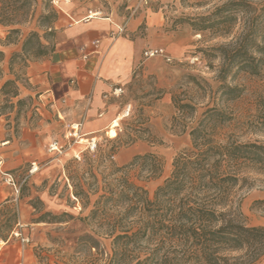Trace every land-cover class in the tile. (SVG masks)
Here are the masks:
<instances>
[{
  "label": "rangeland",
  "instance_id": "374dc122",
  "mask_svg": "<svg viewBox=\"0 0 264 264\" xmlns=\"http://www.w3.org/2000/svg\"><path fill=\"white\" fill-rule=\"evenodd\" d=\"M70 2L71 9L64 11L75 20L91 12L98 14L95 18L112 12L127 16L129 8L136 4V0ZM59 8L57 0H34L21 23L0 25V44L5 42L8 30L19 31L11 37L12 43L0 46L1 51L6 47L13 50L7 51L8 60L5 62L4 55L0 63V119L4 120L0 123V140L10 141L5 147L0 142V264H106L105 257L95 250L89 252L80 240L92 234L81 220L102 194L101 188L104 184L114 185L117 178L124 176L152 198L155 189L170 175L173 159L189 149V129L206 109L216 108L229 119L215 130V141L264 145V0L153 3L152 11H161L162 25L152 31L149 44L141 51L161 48L170 61L159 57L144 60L140 55L125 91L108 117H121L115 139L107 137L109 128L89 140L82 127L78 137H66L70 126L78 123L68 124L47 106L30 104L27 97L12 103V93L18 96L22 88L29 87L25 69L37 61L23 64L18 57L22 42L35 32L46 45L48 25L54 36L46 39L57 42L65 26V15ZM143 32L141 27L136 34ZM227 45H231L229 56L248 64L245 68H224V84L239 90L236 99L224 95L217 79L223 66L217 48ZM240 45L244 49L237 53ZM16 47L18 51H14ZM14 54L17 57L13 58ZM8 80L14 85L2 92ZM174 104H189L194 112H178ZM24 132L25 139L18 140ZM91 140L96 145L93 151L86 149ZM53 142H57L58 149L49 151ZM3 153L8 155L6 161L11 168H5ZM149 154L161 165L152 179L145 170L124 169L134 157ZM6 175L12 183H8ZM245 176L247 183L234 190L235 201L240 203L248 226H261L264 209L254 202L264 200V174L249 169ZM93 228L97 229L95 225ZM96 240L99 249L109 248V240ZM254 264H264V256Z\"/></svg>",
  "mask_w": 264,
  "mask_h": 264
},
{
  "label": "trees",
  "instance_id": "16d2710c",
  "mask_svg": "<svg viewBox=\"0 0 264 264\" xmlns=\"http://www.w3.org/2000/svg\"><path fill=\"white\" fill-rule=\"evenodd\" d=\"M34 0H0V25L12 27L27 16ZM51 24V23H50ZM44 34L46 45L35 32L29 33L21 45V57L26 66L30 60L48 57L56 42L52 28ZM201 29H205L201 28ZM7 31L5 42L18 34ZM47 38V39H46ZM50 43V44H49ZM231 45L217 48L223 66L217 77L220 89L229 99L239 97V90L224 84V68L248 64L234 60L227 52ZM244 49L240 45L235 51ZM17 55H13V58ZM11 58V60L13 59ZM4 54L0 50V63ZM13 81H6L3 92ZM16 92L12 97H16ZM178 112H194L189 104H174ZM228 118L216 108L206 109L194 127L189 129L190 147L172 161L171 172L152 198L146 191L124 176L114 185L104 184L102 194L81 220L92 234L80 240L90 252L105 257L106 264H254L264 256V226H248L235 201L234 190L246 184L249 169L264 174V145L217 142L215 130ZM187 125H183L186 129ZM161 165L153 155L136 156L126 168L139 169L152 179ZM123 169H121L122 171ZM141 173V172H140ZM254 205L264 209V200ZM94 225L97 227L95 231ZM109 240L107 250L99 249L96 238Z\"/></svg>",
  "mask_w": 264,
  "mask_h": 264
},
{
  "label": "crops",
  "instance_id": "0c3cea01",
  "mask_svg": "<svg viewBox=\"0 0 264 264\" xmlns=\"http://www.w3.org/2000/svg\"><path fill=\"white\" fill-rule=\"evenodd\" d=\"M156 1L148 0L147 6L137 7L136 0L127 16L112 12L107 17L95 18L94 15L98 14L91 12V17L85 15L75 20L66 13L71 9L70 0H57V3L60 2L59 9L65 15L62 18L65 26L54 52L47 58L29 63L25 69L29 87L22 88L23 92L13 97L12 103L27 97L30 104L47 106L65 118L68 124H81L84 137H89L86 140L109 128L110 123L117 119L108 120L115 107L113 104H118L119 96L113 95V91H125L124 86L132 77L133 66L140 58L141 50L149 44L152 31L162 25L161 11H152ZM116 25H124V32L116 38H110L109 34ZM141 27L144 32L137 35ZM2 51L6 62L8 52L13 50L6 47ZM14 51H18V47ZM3 121L2 117L0 123ZM25 134L18 140H24ZM0 142L4 144L2 147L10 144L9 140ZM1 157L5 168H11L6 161L8 155L3 153Z\"/></svg>",
  "mask_w": 264,
  "mask_h": 264
},
{
  "label": "built area",
  "instance_id": "2783aa9c",
  "mask_svg": "<svg viewBox=\"0 0 264 264\" xmlns=\"http://www.w3.org/2000/svg\"><path fill=\"white\" fill-rule=\"evenodd\" d=\"M148 5V0H137V7L138 6H147ZM124 25H116L115 26V29L112 30L109 34V37L110 38H116L118 36H120L123 32H124ZM154 57H159V58H162V59H165L167 61H170V58L165 54L164 50L161 49V48H149V49H145L142 51V58L144 60H148V59H151V58H154ZM121 94V89H115L113 91V95L115 96H119ZM128 112H129V106H127L126 108V112L125 114L128 115ZM81 127V124H74V125H71L70 126V130L67 134L66 137H70V138H76L78 137V131ZM96 147L95 145V142L94 140H91L89 143H88V146L86 149H89L90 151H93L94 148ZM58 149V144L57 142H53L49 145V151H54V150H57ZM75 158L78 160V156H75ZM0 165H1V162H0ZM0 173L1 172V168H0ZM7 181L8 183H12V179L10 178V176H7ZM22 242H27V239H21Z\"/></svg>",
  "mask_w": 264,
  "mask_h": 264
},
{
  "label": "bare ground",
  "instance_id": "6f19581e",
  "mask_svg": "<svg viewBox=\"0 0 264 264\" xmlns=\"http://www.w3.org/2000/svg\"><path fill=\"white\" fill-rule=\"evenodd\" d=\"M92 14V13H91ZM97 14V13H96ZM92 15H90L89 17H91ZM118 121L119 119H115L110 123L109 129L107 131V137L109 139H115L116 137V132H115V128L118 127ZM83 140L79 141L82 142Z\"/></svg>",
  "mask_w": 264,
  "mask_h": 264
}]
</instances>
